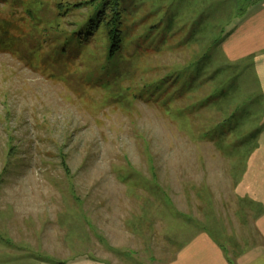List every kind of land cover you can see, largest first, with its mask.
<instances>
[{
	"label": "rangeland",
	"instance_id": "1",
	"mask_svg": "<svg viewBox=\"0 0 264 264\" xmlns=\"http://www.w3.org/2000/svg\"><path fill=\"white\" fill-rule=\"evenodd\" d=\"M85 1L0 0V264H165L199 229L234 260L259 243V204L235 185L264 99L218 43L246 2L119 0L108 81L105 31L78 46Z\"/></svg>",
	"mask_w": 264,
	"mask_h": 264
},
{
	"label": "crops",
	"instance_id": "2",
	"mask_svg": "<svg viewBox=\"0 0 264 264\" xmlns=\"http://www.w3.org/2000/svg\"><path fill=\"white\" fill-rule=\"evenodd\" d=\"M246 5L228 34L222 39L219 49L227 62L252 61V67L260 83L264 99V0H241ZM247 64V63H246ZM249 65V64H248ZM264 115V106H263ZM249 162L250 172L235 185L236 193L251 194L259 204L252 227L259 243L237 255L233 264H264V130ZM258 162L263 167L258 168ZM249 178L246 181L244 178ZM227 251L207 231L194 232L169 258L165 264H230ZM102 261V260H101ZM106 264V262H105Z\"/></svg>",
	"mask_w": 264,
	"mask_h": 264
},
{
	"label": "trees",
	"instance_id": "3",
	"mask_svg": "<svg viewBox=\"0 0 264 264\" xmlns=\"http://www.w3.org/2000/svg\"><path fill=\"white\" fill-rule=\"evenodd\" d=\"M118 1L119 0H88L81 4H88L92 8V14L87 19L88 21L85 23V21L81 22V32L79 33V36L76 37L78 41V46H82L84 43L89 42L90 37L94 34V32L97 31V29L101 28L105 31L106 37L108 40V43L106 45L105 49V60L103 65L100 67L98 66L96 69V75L100 78L104 77L106 80L111 81L116 74V58L120 55L122 47H123V32L121 30V11L118 8ZM79 7V6H77ZM84 34V35H83ZM81 36L85 38H81ZM90 36V37H89ZM222 41V40H221ZM221 41L218 43L220 45ZM211 46V44H210ZM209 46V48H210ZM211 60V59H210ZM225 60V59H224ZM209 60L207 59V64H209ZM221 64L223 67V70L227 69H236L231 68V66H227L228 64H232V62H227ZM107 63V65H105ZM243 63V62H241ZM213 64V61H212ZM236 64L237 63H233ZM248 65V63H247ZM211 66V64H209ZM227 66V67H226ZM241 66V64H240ZM226 68V69H225ZM101 69H104V72H102L99 75V71ZM214 70L216 68H213ZM220 69H216L214 74L219 75L217 72H219ZM235 72H238L235 71ZM240 72L237 73V76H239ZM215 76V75H214ZM235 73L231 72L230 75H228L226 78H224L221 83L222 86H216L214 89L218 90L219 95L225 94L226 89H233V81L237 77ZM60 163L64 169V172L66 175H70V169L67 163V157L63 152H60ZM230 264H233V260L230 259Z\"/></svg>",
	"mask_w": 264,
	"mask_h": 264
}]
</instances>
